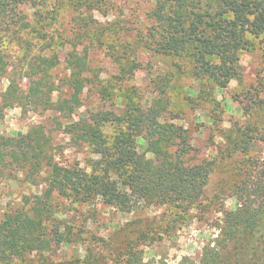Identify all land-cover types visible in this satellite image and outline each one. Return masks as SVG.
Listing matches in <instances>:
<instances>
[{"label": "rangeland", "instance_id": "rangeland-1", "mask_svg": "<svg viewBox=\"0 0 264 264\" xmlns=\"http://www.w3.org/2000/svg\"><path fill=\"white\" fill-rule=\"evenodd\" d=\"M153 6V0H28L18 8L26 26L0 31V55L10 65L9 73L11 68L24 72L35 56L57 60L47 76L51 107L6 109L0 134L16 136L41 126L53 145L55 163L90 173L99 157L84 143H73L67 126L98 112L121 114L130 101L161 99L166 104L162 120L183 126L191 139L187 164L212 163L204 196L185 211L136 202L120 210L100 199L77 203L53 194L46 226L66 242L52 243L44 253L51 264H131L132 256L142 264L198 262L204 246L219 236L222 213L235 210L240 189L264 171V34L248 37L247 47L238 53V75L220 89L207 78L197 79L187 58L160 56L138 46L147 37ZM84 50L88 67L80 106L68 114L62 110L72 94L67 60ZM132 62L137 67L123 77L120 66ZM7 85L4 78L1 93ZM28 86L24 76L20 90ZM103 132L110 139L114 131L105 126ZM241 133L251 137L244 153L231 150L230 138ZM33 178L13 171L0 181V219L29 208L35 196L43 195L46 173ZM37 260L32 258V264Z\"/></svg>", "mask_w": 264, "mask_h": 264}, {"label": "trees", "instance_id": "trees-1", "mask_svg": "<svg viewBox=\"0 0 264 264\" xmlns=\"http://www.w3.org/2000/svg\"><path fill=\"white\" fill-rule=\"evenodd\" d=\"M25 1L0 0V31L26 26L18 11ZM153 2L147 37L140 38L138 46L160 56L187 58L197 79L207 78L220 89L238 75V53L247 47L248 37L264 34V0ZM87 55L84 50L83 55L69 54L67 60L72 94L62 102V110L68 114L80 106ZM56 64L55 58L35 56L27 61L24 72L11 68L9 73L10 65L0 55V83L4 78L8 81L4 93L0 92V121L13 106L51 107L53 90L47 76ZM137 65L122 64L121 75L129 77ZM24 76L29 83L25 92L20 90ZM159 90L165 93L164 86ZM165 109L161 99L149 104L130 101L121 114L98 112L67 126L73 143H84L99 157L90 173L55 163L53 145L41 126L16 136L0 134V181L13 171L24 173L26 179L46 173L43 195L35 196L29 208L0 219V264H32L35 256L36 264H51L44 253L52 243L66 242L63 234L46 226L53 194L77 203L100 199L103 205L120 210H128L135 202L182 211L196 205L204 196L212 163L187 164L191 139L183 126L162 120ZM105 126L114 131L110 139L103 132ZM230 139L232 151H248L250 133ZM240 190L238 207L222 213L217 239L204 246L198 262L184 264H264V171ZM128 262L142 264L133 256Z\"/></svg>", "mask_w": 264, "mask_h": 264}]
</instances>
